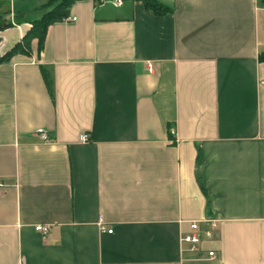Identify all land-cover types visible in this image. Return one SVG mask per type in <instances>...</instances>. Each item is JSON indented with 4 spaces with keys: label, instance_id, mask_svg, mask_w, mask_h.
Here are the masks:
<instances>
[{
    "label": "crops",
    "instance_id": "crops-1",
    "mask_svg": "<svg viewBox=\"0 0 264 264\" xmlns=\"http://www.w3.org/2000/svg\"><path fill=\"white\" fill-rule=\"evenodd\" d=\"M160 1H76L0 65V264H264V4ZM4 6L1 55L31 28Z\"/></svg>",
    "mask_w": 264,
    "mask_h": 264
},
{
    "label": "trees",
    "instance_id": "trees-1",
    "mask_svg": "<svg viewBox=\"0 0 264 264\" xmlns=\"http://www.w3.org/2000/svg\"><path fill=\"white\" fill-rule=\"evenodd\" d=\"M79 0H59L45 4L41 10H44L42 16L30 22L31 28L26 32L20 42L11 50L0 57V65L10 62V60L19 54L30 55L31 43L34 39L38 40L39 51H42L48 27L54 23L64 21L68 18L69 8L73 3ZM97 4H103V0H94ZM129 1V0H124ZM141 2L145 9L154 13L156 16H166L173 12L172 8L163 4L160 0H131ZM264 4V0H260ZM53 5V6H52ZM50 6V7H49ZM46 10V11H45ZM260 61L264 62V53L260 55ZM42 75L50 95L53 94V82L49 73L42 68Z\"/></svg>",
    "mask_w": 264,
    "mask_h": 264
},
{
    "label": "built area",
    "instance_id": "built-area-1",
    "mask_svg": "<svg viewBox=\"0 0 264 264\" xmlns=\"http://www.w3.org/2000/svg\"><path fill=\"white\" fill-rule=\"evenodd\" d=\"M112 1L116 6H121L123 0H103V3ZM76 18L68 17L65 21H75ZM152 66L150 65V69ZM38 135L40 136L41 140L44 142H49V135L48 133L43 130L39 129L37 131ZM82 141H87L88 136L83 135L81 137ZM0 187H3V184L0 182ZM36 231L41 233L43 236H47L50 232V227L47 225H37L35 227ZM100 229L103 233H113V230L107 228L104 224L100 225ZM218 221L212 217H207L202 221H193L190 225V231L183 233L181 236V242L183 245H188L190 253H199L201 250V245L204 241H216V232L218 231ZM185 252V251H184ZM209 258L216 259L217 253L216 251H210L208 253Z\"/></svg>",
    "mask_w": 264,
    "mask_h": 264
},
{
    "label": "rangeland",
    "instance_id": "rangeland-1",
    "mask_svg": "<svg viewBox=\"0 0 264 264\" xmlns=\"http://www.w3.org/2000/svg\"><path fill=\"white\" fill-rule=\"evenodd\" d=\"M51 1L57 3L59 0H0V6H6H4L7 11L6 14L10 15L8 19L11 20L9 25L13 26V24H19L22 22L30 24L32 20L41 16L39 13H44V10H41V8L45 4L49 2L51 3ZM4 25L6 26L3 22L1 27ZM1 56L3 55L0 54V57Z\"/></svg>",
    "mask_w": 264,
    "mask_h": 264
}]
</instances>
